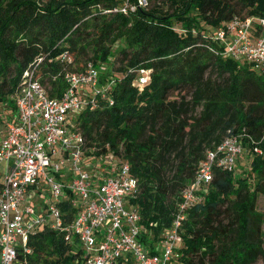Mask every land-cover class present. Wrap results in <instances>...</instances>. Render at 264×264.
Here are the masks:
<instances>
[{"label":"trees","instance_id":"16d2710c","mask_svg":"<svg viewBox=\"0 0 264 264\" xmlns=\"http://www.w3.org/2000/svg\"><path fill=\"white\" fill-rule=\"evenodd\" d=\"M122 1L0 0L1 106L15 109L22 73L38 60L37 73L53 96H61L66 72L90 61L103 86L115 80L113 105L85 109L74 120L86 151L111 150L131 164L140 182L132 202L154 234L144 239L150 246L171 225L182 190L207 150L228 135H252L263 150L248 153L254 144L243 138L255 176L215 168L204 201L184 223L181 259L264 264V212L257 208L264 195V75L212 50L219 47L203 27L235 16H264V0H167L171 12L162 2L128 15L105 11ZM120 40L125 46L119 56L102 68ZM66 52L72 60L63 57ZM141 68L150 74L140 89L135 80ZM29 245L32 252L20 255L21 264H80L81 248L61 231L39 230Z\"/></svg>","mask_w":264,"mask_h":264},{"label":"built area","instance_id":"2783aa9c","mask_svg":"<svg viewBox=\"0 0 264 264\" xmlns=\"http://www.w3.org/2000/svg\"><path fill=\"white\" fill-rule=\"evenodd\" d=\"M151 0H123L106 12L130 14L148 9ZM206 37L223 57L250 65L264 75V16H235ZM64 58L72 60L66 52ZM36 65L24 70L14 94L15 109L6 105L0 136V264H21L32 252L31 236L42 229L61 231L68 242L80 243V264H184V223L189 211L204 201L215 168L234 171L247 149L263 154L252 135L231 134L207 150L192 180L182 190L170 226L150 246L154 234L132 200L140 182L131 164L114 151L90 153L74 120L76 113L113 105L116 81L101 84L99 68L68 71L61 96H53ZM149 70L139 69L135 83L143 87ZM72 119V122L69 119ZM41 177L49 193L39 205L29 199Z\"/></svg>","mask_w":264,"mask_h":264},{"label":"rangeland","instance_id":"374dc122","mask_svg":"<svg viewBox=\"0 0 264 264\" xmlns=\"http://www.w3.org/2000/svg\"><path fill=\"white\" fill-rule=\"evenodd\" d=\"M160 2H162V7L163 8H166L168 9L170 12L172 11V8L170 6H168V1L167 0H151V4L150 5H155L156 3L159 4ZM160 5V4H159ZM176 27L177 28H181L182 25L177 23L176 24ZM203 27L205 29V31H211V32H216L217 31V27L213 26V25H210V24H206V23H203ZM122 46H125V41L124 40H120L118 41L114 46H113V49H112V53L109 57V59L107 61H105L103 63V66H101L102 68H105V67H110L112 65V62H113V59L115 57V55L118 57L119 56V53H118V50L122 47ZM115 63V62H114ZM116 63H118V61L116 60ZM95 64V63H94ZM97 66V64H95ZM117 65V64H116ZM213 69V67H212ZM213 72V77H216L217 73L215 70L212 71ZM49 87V86H48ZM142 87H140L141 89ZM6 109L7 108H4L1 106L0 104V136L3 134V131L5 129V112H6ZM10 112H12V110L9 109ZM70 122H72V119L70 118L69 119ZM245 155V154H244ZM242 156V159H240L236 165V170H235V174L236 175H240L242 177H247V175L250 173L251 176H255V172L252 171V168H251V165L249 164L248 162V157L245 158V156ZM0 176H1V173H0ZM249 180L252 179V177H248ZM37 190L39 192H37L36 190L32 191L30 193V196H29V199L31 200L32 203L34 204H40L41 202H43V197L49 193V188H48V182L47 180L44 178V177H41L40 180H39V183L37 185ZM257 208L258 210L260 211H263L264 212V195L263 194H260L257 198ZM78 246L80 247L81 244L78 243ZM255 264H263V261H259Z\"/></svg>","mask_w":264,"mask_h":264}]
</instances>
